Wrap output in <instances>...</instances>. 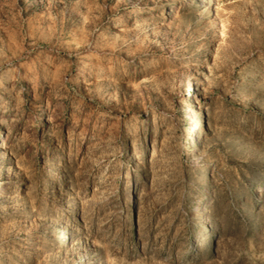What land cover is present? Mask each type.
Returning a JSON list of instances; mask_svg holds the SVG:
<instances>
[{
	"label": "rangeland",
	"instance_id": "374dc122",
	"mask_svg": "<svg viewBox=\"0 0 264 264\" xmlns=\"http://www.w3.org/2000/svg\"><path fill=\"white\" fill-rule=\"evenodd\" d=\"M196 5L0 0V264H264V0Z\"/></svg>",
	"mask_w": 264,
	"mask_h": 264
},
{
	"label": "bare ground",
	"instance_id": "6f19581e",
	"mask_svg": "<svg viewBox=\"0 0 264 264\" xmlns=\"http://www.w3.org/2000/svg\"><path fill=\"white\" fill-rule=\"evenodd\" d=\"M207 1L208 0H199V1L196 0V2H197L196 6L199 9H202L207 5ZM136 12L139 13V8L136 9ZM193 84L194 83L191 80H188V83H187L188 86H187V88L183 94L184 97H188L189 103L192 105L194 104V102H193V99H194L193 96L195 95L194 93L199 90V88L197 86H194ZM188 116L190 117L191 115H188ZM152 153H155V143L152 144ZM144 196H145V193L143 192V190H139L138 191V198H136L134 200L136 203L139 202L138 209L141 208L140 204H141V201L143 200ZM67 232H68L67 230H65V229L63 230L62 236H60V244H58V246L61 247L64 245L65 242H62L63 239L61 237H64V238L67 237L68 236ZM64 241H65V239H64Z\"/></svg>",
	"mask_w": 264,
	"mask_h": 264
}]
</instances>
